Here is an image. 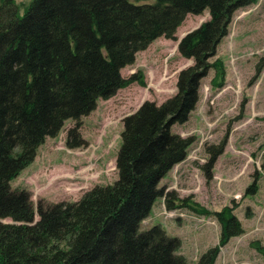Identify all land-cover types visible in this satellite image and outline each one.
<instances>
[{
    "label": "trees",
    "instance_id": "trees-1",
    "mask_svg": "<svg viewBox=\"0 0 264 264\" xmlns=\"http://www.w3.org/2000/svg\"><path fill=\"white\" fill-rule=\"evenodd\" d=\"M255 2L30 0L20 17L15 0H0V264H187L178 240L159 225L139 227L162 196L158 183L184 161L191 143L171 133L172 125L182 124L194 109L199 81L212 67L208 59L231 15ZM203 12L208 20L179 42V55L193 62L177 75L176 93L124 117L115 182L92 187L76 202L36 208L25 191L12 190L11 181L66 120L77 126L97 100L136 81L144 85L136 75L120 77L136 52L156 38H173L186 16ZM219 62L214 65L221 68ZM165 199L172 210L173 202ZM212 216L219 224L218 245L195 264H213L219 248L242 233L228 209Z\"/></svg>",
    "mask_w": 264,
    "mask_h": 264
},
{
    "label": "rangeland",
    "instance_id": "rangeland-1",
    "mask_svg": "<svg viewBox=\"0 0 264 264\" xmlns=\"http://www.w3.org/2000/svg\"><path fill=\"white\" fill-rule=\"evenodd\" d=\"M29 2L15 0L20 17ZM230 18L226 34L208 59L212 67L199 81L194 109L182 124L171 128V133L191 139L185 159L158 183L162 196L139 227L141 231L159 225L167 236L178 240V254L187 264H195L201 253L218 245L220 229L212 214L223 208L235 217L242 233L219 248L213 264H264V63L260 66L264 0L237 9ZM183 20L173 38H156L134 54L132 65L120 71L122 79L136 75L143 86L136 81L110 99L97 100L94 110L80 117L77 126L66 120L55 137L43 140L33 162L11 181L12 190L25 191L36 208L76 202L92 187L115 182L124 117L144 103L159 106L170 99L177 91V75L192 65L191 59L179 55V42L207 21L208 14ZM216 60L221 68L214 65ZM70 129L75 130L71 135ZM68 142L77 146L69 147ZM212 154L214 163L206 171L203 167ZM166 197L174 209L165 208ZM202 210L208 214H201Z\"/></svg>",
    "mask_w": 264,
    "mask_h": 264
}]
</instances>
